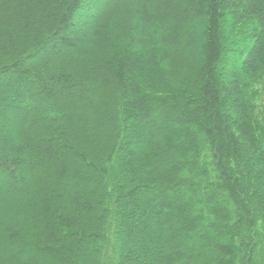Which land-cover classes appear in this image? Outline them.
Masks as SVG:
<instances>
[{"label":"trees","instance_id":"16d2710c","mask_svg":"<svg viewBox=\"0 0 264 264\" xmlns=\"http://www.w3.org/2000/svg\"><path fill=\"white\" fill-rule=\"evenodd\" d=\"M264 0H0V264H264Z\"/></svg>","mask_w":264,"mask_h":264},{"label":"rangeland","instance_id":"374dc122","mask_svg":"<svg viewBox=\"0 0 264 264\" xmlns=\"http://www.w3.org/2000/svg\"><path fill=\"white\" fill-rule=\"evenodd\" d=\"M262 95H260V97H262L264 99V90L260 89Z\"/></svg>","mask_w":264,"mask_h":264}]
</instances>
